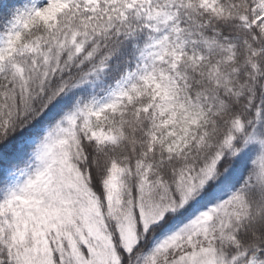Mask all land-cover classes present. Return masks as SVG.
<instances>
[{
	"label": "snow or ice",
	"instance_id": "1",
	"mask_svg": "<svg viewBox=\"0 0 264 264\" xmlns=\"http://www.w3.org/2000/svg\"><path fill=\"white\" fill-rule=\"evenodd\" d=\"M0 264H264V0H0Z\"/></svg>",
	"mask_w": 264,
	"mask_h": 264
}]
</instances>
